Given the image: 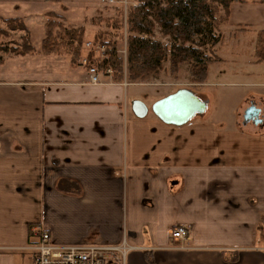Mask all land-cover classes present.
Returning a JSON list of instances; mask_svg holds the SVG:
<instances>
[{
	"label": "crops",
	"instance_id": "crops-1",
	"mask_svg": "<svg viewBox=\"0 0 264 264\" xmlns=\"http://www.w3.org/2000/svg\"><path fill=\"white\" fill-rule=\"evenodd\" d=\"M113 1L0 0V17L22 20L37 51L0 63V264L32 260L29 225L59 245L124 242V264H264V123L241 122L251 103L264 118V0L230 4L204 82L188 65L178 73L206 103L182 125L151 111L182 87L145 95L128 87L151 84L101 74L94 85L84 65L40 52L47 13L88 37L87 21ZM181 224L186 241L170 234Z\"/></svg>",
	"mask_w": 264,
	"mask_h": 264
},
{
	"label": "trees",
	"instance_id": "trees-1",
	"mask_svg": "<svg viewBox=\"0 0 264 264\" xmlns=\"http://www.w3.org/2000/svg\"><path fill=\"white\" fill-rule=\"evenodd\" d=\"M56 1V0H55ZM135 2L126 15L128 30L126 64L116 52V43L101 39L102 32L95 34L106 46L105 57L99 63V70L111 69V80L123 82L124 72L130 82L143 81L156 76L168 62L172 75L178 73L181 64L189 66L190 81L202 83L206 79L207 67L211 62L216 45L221 36L219 27L227 22L229 6L241 0H132ZM122 10L120 11V15ZM62 18L55 13H47L44 19V38L40 52L49 55H67L71 65L79 64L83 57L84 27H66ZM110 20L107 24L110 25ZM5 25V28L1 26ZM112 27L122 29V21L112 20ZM7 30H21L24 34L20 42L12 46L0 44V63L7 54H34L27 28L18 18L0 17V36ZM167 37L169 44L154 39L155 31ZM210 52L211 54L209 55ZM92 52L88 54L91 61ZM257 59H264V30L258 33L255 49ZM104 73V72H103ZM105 74V73H104ZM29 225V236L33 237Z\"/></svg>",
	"mask_w": 264,
	"mask_h": 264
},
{
	"label": "rangeland",
	"instance_id": "rangeland-1",
	"mask_svg": "<svg viewBox=\"0 0 264 264\" xmlns=\"http://www.w3.org/2000/svg\"><path fill=\"white\" fill-rule=\"evenodd\" d=\"M135 2H133L132 0H122V3L117 4L116 7L109 5L107 6L105 9V14L104 16H98V17H94L93 19H90L89 21H87L88 25H92L94 28V33H91L88 37L86 35H84V44L82 46V52H83V57L80 59L79 64L84 65L85 67H90V66H95L97 67V69L99 70V63L102 61V59H104L105 57V51H106V46L103 44H100V40L101 39H107L109 41H114L116 43V52L118 54L119 57H121L124 61V64H126V47H127V37H128V30L126 28V15L128 13L129 8L134 5ZM122 10V14L120 15V11ZM120 20L122 21V29L121 30H116L115 28L112 27L111 23L112 20ZM107 20H110V25L107 24ZM1 26L3 28H5V25L1 23ZM18 31V30H15ZM15 31H11V30H7V35L6 36H0V44L1 45H7V46H12L14 45V43H18L20 41L17 40L18 36H16L14 34ZM98 32H102V36L101 39H96L95 34ZM162 35L159 34V32L156 30L155 34H154V39L160 40L163 44L168 45L169 44V40L168 38H165L163 40L162 39ZM161 38V39H160ZM21 39V38H20ZM89 52H92V56H91V61L89 62L88 60V54ZM209 55L211 54L210 52H208ZM56 55V54H55ZM62 55V54H61ZM67 56V55H65ZM68 57V56H67ZM70 59V57H69ZM71 62V61H70ZM77 64V65H79ZM101 73V76H103L104 74H102L104 71L99 70ZM179 73V77L180 78H184L187 74H188V66L187 64H181L180 66V72ZM178 73L172 75L169 71V65L168 62H164L163 63V68L162 70L153 77H156L155 80H153L150 83H147L148 80H150V77L146 80L143 81H135L134 83H146V84H151L150 86H144V85H130L128 87L129 91H132L134 89H137L138 91H143V94H147L149 93V91L158 88L159 89H163L165 88L167 85H170V87L172 88H176V87H187L190 86L189 83H178ZM111 75V74H110ZM124 80L130 82L127 79V74L126 71L124 72ZM172 84V86H171ZM215 103H211V108L212 106H215L214 108H216V117L219 115H223L226 118H230V111H229V107L226 109H223V106L221 107V109L219 110L218 108L220 107V104H218L217 106L214 105ZM227 107V106H226ZM213 108V109H214ZM242 122V120H241ZM32 260L31 258H29V262L27 264H31Z\"/></svg>",
	"mask_w": 264,
	"mask_h": 264
},
{
	"label": "built area",
	"instance_id": "built-area-1",
	"mask_svg": "<svg viewBox=\"0 0 264 264\" xmlns=\"http://www.w3.org/2000/svg\"><path fill=\"white\" fill-rule=\"evenodd\" d=\"M107 3L113 0H105ZM89 82L99 84L100 71L95 66L88 67ZM105 73V74H104ZM104 75H110L107 68ZM33 243L28 247L32 254L31 264H110L116 262L124 264L128 246L123 242L118 245L74 244L59 245L53 243L47 233L39 226L32 229ZM171 236L175 240L186 241L189 228L181 224L171 229Z\"/></svg>",
	"mask_w": 264,
	"mask_h": 264
},
{
	"label": "water",
	"instance_id": "water-1",
	"mask_svg": "<svg viewBox=\"0 0 264 264\" xmlns=\"http://www.w3.org/2000/svg\"><path fill=\"white\" fill-rule=\"evenodd\" d=\"M134 104H139L135 100ZM206 103L189 88H179L176 91L156 100L151 105V111L162 122L171 125H182L192 119L195 115L204 112ZM259 109L251 103L243 111V124L251 121L256 115L252 112ZM254 123H257L253 120Z\"/></svg>",
	"mask_w": 264,
	"mask_h": 264
},
{
	"label": "flooded vegetation",
	"instance_id": "flooded-vegetation-1",
	"mask_svg": "<svg viewBox=\"0 0 264 264\" xmlns=\"http://www.w3.org/2000/svg\"><path fill=\"white\" fill-rule=\"evenodd\" d=\"M247 107H249V106H247ZM252 115H256V116H254L253 118H252V122H253V120L254 121H256L258 124H262V123H264V118H263V115L260 113V111L259 112H257L256 110H254L253 112H252ZM242 121H243V115H242Z\"/></svg>",
	"mask_w": 264,
	"mask_h": 264
}]
</instances>
